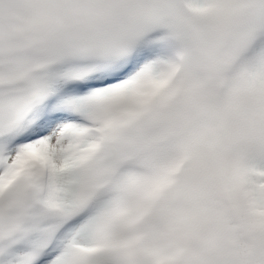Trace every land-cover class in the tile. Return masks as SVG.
Here are the masks:
<instances>
[{"label": "snow or ice", "instance_id": "1", "mask_svg": "<svg viewBox=\"0 0 264 264\" xmlns=\"http://www.w3.org/2000/svg\"><path fill=\"white\" fill-rule=\"evenodd\" d=\"M0 264H264V0H0Z\"/></svg>", "mask_w": 264, "mask_h": 264}]
</instances>
